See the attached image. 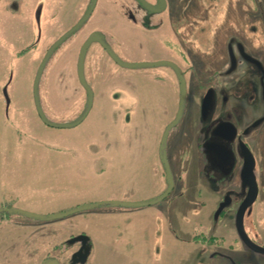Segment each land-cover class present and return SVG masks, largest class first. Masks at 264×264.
Returning <instances> with one entry per match:
<instances>
[{
	"label": "rangeland",
	"instance_id": "374dc122",
	"mask_svg": "<svg viewBox=\"0 0 264 264\" xmlns=\"http://www.w3.org/2000/svg\"><path fill=\"white\" fill-rule=\"evenodd\" d=\"M127 1L97 0L83 27L51 52L38 83L48 119L73 121L86 107L75 61L93 91L86 117L58 128L46 125L35 107V73L47 48L87 13L92 0H0V207L23 211L10 213V221L0 213V236L9 234V240H0V254L11 253L0 255L1 264H39L48 255L70 264L77 245L69 239L81 233L90 240L88 257L78 264H231L227 255L249 264L254 258L233 237L234 202L215 215L221 175L202 159L208 135L203 117L193 119L201 94L190 88L184 49L190 46L216 62L227 43L236 47L243 41L255 62L238 55L235 69H228L231 58V66L225 62L197 77L202 86L214 85L208 117L221 112L235 120V111L243 115L252 109L251 100L261 115L264 101L256 84L264 78V0H168L179 14L177 28L198 23L175 40L167 12L166 25L155 31L127 26L117 15L119 7L126 11ZM98 30L110 32L122 61L140 65L115 62L94 41L80 58L82 41ZM159 61L179 64L185 80L184 115L163 148L161 133L177 111L183 83L167 65L144 64ZM239 78L244 85L236 88ZM250 113L246 117L256 115ZM238 120L242 127L247 122L244 116ZM251 132L264 135V123ZM170 142L178 150L175 164ZM163 150L173 173L170 193L145 206L123 204L153 201L167 189ZM95 203L102 205L45 218ZM247 222L246 217L248 228ZM256 236L264 244V235Z\"/></svg>",
	"mask_w": 264,
	"mask_h": 264
},
{
	"label": "flooded vegetation",
	"instance_id": "af4514ba",
	"mask_svg": "<svg viewBox=\"0 0 264 264\" xmlns=\"http://www.w3.org/2000/svg\"><path fill=\"white\" fill-rule=\"evenodd\" d=\"M157 4H158V0H129L125 3L126 11H124L122 8L119 7L120 10L117 12V15L120 17V20L125 21L127 26H131L132 28L140 29L141 31H144V32H149V31H153V30L155 31L156 29L160 28V26L166 25L163 22L164 20L162 19V16H163L164 12H167L166 13L168 16L167 17V21H168L167 25L170 27V31H171L172 36H174V40H175V38H177L179 36L178 32H189L192 30L193 27L197 26L198 23L192 24V23L188 22L186 24L180 23L181 28L180 29L177 28L178 25L176 23V20L178 18H176V17L179 16V14L177 13V11L175 9L169 7L168 0H165V6L161 10L154 8ZM81 18H79L78 21H76V23H74L70 27V29L72 27H74L80 21ZM86 20H87V18L80 24V26L74 32L70 33L67 37L74 34L79 28H82L83 24L86 22ZM201 21H203V20H201ZM197 22H198V20H197ZM70 29H68L67 31H69ZM101 31H103V30H101ZM101 31H99V30L98 31H92V32L100 33L101 38H102L101 39L102 42L98 41V40H95L94 42H96L99 45L98 47H101V49H103V51H105V53H107V55L109 57H111V59H113V57L110 55V53L107 50V48H108L113 53H115L111 43L109 42L112 39L111 34L109 31H104L106 34L101 32ZM92 32H89L88 35L85 37V39L82 41L81 48L83 47V44L85 43L86 39L88 38V36ZM64 34H62V35H64ZM58 39H56L53 43H55ZM64 40H62V41H64ZM179 41L182 42L181 40H179ZM242 42H239V45H237L236 47L233 46L232 43H227L226 47L224 48L225 50L223 52V55L220 54L219 59L217 58L216 62L208 60L207 54H204L207 57V59H205L206 57L201 55L200 51H195L192 49V47L188 46L187 48L184 49V52L187 53V56L185 55V59L187 60L186 61L187 64L185 63V65H188L187 67H189L191 70V72L189 70L188 73L191 74V75H189V78H191V81H192L191 87H190L192 92L193 91L194 92L200 91V94H201V99L198 103L197 108H195L193 119L196 120V123H197L198 119L203 117V121L205 122V130H206L207 135H208L204 144L201 145V148H202L201 152H202V155L204 156L202 159L205 161V163H208L210 165L209 166L210 168H213L217 173H219L221 175V177L217 178V184H218L217 192L219 194V197H218V203H217L215 215L217 217H219V215H221L228 206H232V203L234 202V213H233L234 226H233V233H232L233 237H235L236 241H239L245 248H247L248 250L251 251V254L254 255L253 260H251V262L249 264H264V253H258V252H255V251L249 249L242 242L240 235L238 234L237 228H236V218H237V213H238L239 207H240L241 203L244 201V199L246 198L249 190L253 186L252 176L250 175V173H248V170L244 169V164H245V159H246V157L244 156V153H245V150H247L253 159V164L251 166V170H252V174H253L255 185H256V196H255L254 200L244 209V212L242 215L243 228H244L246 235L249 237L250 240H252L254 243H256L258 245L264 246V244H260L257 241V236H256L257 234H259L261 236L264 235V231H262L264 229L261 230L257 224L258 222L261 224H264V139H261L262 136H264V135L259 136L256 133L251 132L252 128H254L255 126H259L262 123H264V113H261V115H258L256 113L257 107L255 108V105L253 104V101L251 100L249 105H251L252 109L249 110L248 113L244 112L243 115H241V113H239V111H235V120L233 118L229 119L226 116L223 117L221 112H218L217 114H215L212 117H208L210 115L209 113H212L213 112L212 110L214 108V95H215L214 85L210 84L209 82H205V86H202L201 84H199L200 83L199 78L197 77L198 75L212 74V71L218 69L219 67L222 68L223 65L225 64V62H229V66H231L230 65L231 64L230 63L231 58L234 61H232L231 68H228V69H235L237 66V62H236L235 58H236V56L238 57V55L241 58L243 57V59H245L246 61L255 62L256 60L251 61L250 59L245 58L244 54L248 55L250 57L252 56V58L254 57V59H258L257 57H255V55L248 52V49L243 46ZM90 43H92V41ZM50 47L51 46H49L47 48L46 53ZM168 47L170 50H172L171 45ZM159 62H162V61H159ZM169 63H171V62H169ZM172 64H175L178 67V69L174 68L172 65H169V64H162V65H167V66L171 67L174 71H176L179 74V77H180V75H182V77H183L184 74H183L179 64H176L175 62H172ZM75 75H77V77L79 75V70L77 67V61H75ZM183 80H184V77H183ZM208 80L210 81L211 78L208 77ZM78 81H79V79H78ZM180 82H181V77H180ZM243 82H244V80L241 81V79L239 78L238 82L236 84V88L238 86H240L241 84H243ZM79 83H80V81H79ZM184 85H185V80H184ZM256 85H257V88L260 92L259 94H260L261 100L264 101V78L259 79V82ZM249 86H250V83H249ZM233 88H234V86H233ZM195 93H198V92H195ZM85 96H86V91H85ZM206 96H209L210 100H209V103L206 105L205 110L203 111L202 103H203V100ZM225 101H228L227 98ZM179 103H180V101H179ZM231 106L232 105H230V107ZM178 107H179V105H178ZM177 111H178V108H177ZM177 111L174 113L173 117L170 118L166 122L165 127L162 130L161 137H160L161 148H163V146H164V143H165V140L167 138L169 130L174 125L168 129L167 134L164 138V141L162 142V137H163L164 131H165L166 127L175 119V117L177 115ZM223 111L224 110H222V112ZM250 112L256 113V115L246 117V115L251 114ZM262 112H264V111H262ZM226 113H228V112H226ZM183 115H184V104H183V110H182L181 116H180V118L176 124L179 123V121L182 119ZM243 116H244V120L247 122L242 127L239 125L240 121L238 120V118L242 119ZM77 117L74 118L73 120L77 119ZM196 139L197 138H195V140ZM190 140H192V139H190ZM196 145L198 146V142L196 143ZM171 146H172V142H170V148H169L170 153H172V151L175 150V149H173L174 147H171ZM177 151L178 150L174 151L172 158H171L173 160L174 164L176 163V161H178V155H177L178 152ZM166 154L167 153L163 150L162 163H163L165 178H166V174H165L164 160H166V162L169 166V169L172 173L171 166H170V163H169V160H168V157ZM249 160H250V157H249ZM172 179H173V173H172ZM225 179H226V181H225ZM167 186H168V184H167ZM173 186H174V181H173ZM0 208L3 209L2 207H0ZM9 209H11V208H9ZM7 210L8 209H3L1 212H3V211L7 212ZM246 217L250 221L249 223L247 222L249 224L248 228L246 227V224H245ZM250 227H251V230L249 229ZM261 228H264V226H262ZM212 238L214 239L213 236H211V239ZM208 239H210V238H208ZM73 244L74 245L76 244L77 248L70 255V259H69L70 264L72 261V255L76 251H78L79 248L81 247L80 242H75ZM229 245H231V244H229ZM62 254H63V251L60 254V256H62ZM226 258L228 259V261L231 264H238V262H236V260L232 256L227 255ZM49 259H56L58 264H62V261H63V260H61V257L60 258L59 257L53 258V257H49V255H48V256H45L44 258H42L40 260L39 264H42L43 262H46ZM76 264H78V263H76Z\"/></svg>",
	"mask_w": 264,
	"mask_h": 264
},
{
	"label": "water",
	"instance_id": "95a60500",
	"mask_svg": "<svg viewBox=\"0 0 264 264\" xmlns=\"http://www.w3.org/2000/svg\"><path fill=\"white\" fill-rule=\"evenodd\" d=\"M96 3V0H92L91 5L87 11V13L85 15L82 16V18L80 19V21L74 26L72 27L69 31H67L64 35H62L55 43H53L51 45V47L49 48V50L47 51V53L45 54L44 58L42 59V61L39 64V67L37 69V72L35 74L34 77V81H33V100H34V104L35 107L38 111V114L41 118V120L48 126H52V127H70V126H75L78 123H80L88 114L91 105H92V99H93V92L91 87L85 82V80L83 79L80 71H79V75H78V79L81 83V85L84 87L85 91H86V107L83 110V112L77 117V119L73 120V121H69V122H55L52 121L50 119H48V117L44 114L41 104H40V100H39V94H38V83H39V79L41 77V73L42 70L51 54V52L53 51V49L62 41L64 40L70 33L74 32L79 26L80 24L89 16V14L91 13L94 5ZM165 6V0H158V4L154 7L155 9L161 10L163 9ZM153 8V7H152ZM101 34L98 32H92L88 38L86 39L85 43L83 44V47L81 49L80 52V58L83 54V50L85 49V47L91 42V41H101ZM108 52L110 53V55L113 57V59L121 64L124 65L126 67H133V66H139L140 64H133V63H128V62H124L122 61L115 53H113L111 50H109L107 48ZM245 58L250 59L251 61H255L254 58L245 55ZM145 65H152V64H169L172 65L174 68L178 69V67L175 64L169 63L167 61H162V62H155V63H144ZM181 77V82L183 83V87H182V94L180 95V103H179V107H178V111H177V115L175 117V119L166 127L163 137H162V142L164 141V138L167 134V131L169 128H171L173 125H175L182 113L183 110V104H184V99H185V88H184V80L182 75H180ZM4 95L6 97V101L8 102V96L6 94V90L4 89ZM209 96H206L203 100L202 103V109L203 111L205 110L206 105L209 103ZM244 156L246 157L245 159V164H244V169L248 170V173H250V175L252 176L253 179V186L252 188L249 190L246 198L244 199V201L241 203L238 213H237V218H236V228H237V232L240 235V238L242 240V242L251 250L258 252V253H264V246L258 245L256 243H254L252 240L249 239V237L246 235L244 228H243V219H242V215L244 212V209L254 200L255 196H256V185H255V181H254V177L252 174V170H251V166L253 164V159L252 156L250 155V153L245 150ZM250 160H249V157ZM164 165H165V174H166V181H167V189L162 193L161 196H159L157 199L153 200V201H147V202H140V203H134V202H129V203H123V204H127V205H132V206H145V205H149L152 203H156L160 200H162L163 198L166 197V195L171 191L172 187H173V179H172V173L169 169V166L166 162V160H164ZM102 205V203H95V204H87L84 206H78L75 208H72L68 211L59 213V214H54V215H49L47 217H45L46 219H51V218H55V217H60V216H65L74 212H78V211H82V210H86L89 209L93 206H100ZM3 209L0 208V212ZM8 213L11 212H22V210L20 209H8L7 210ZM25 213V212H24ZM29 214V213H26ZM35 216V215H32ZM35 217H39V216H35ZM41 218H44L43 216H40ZM90 240V237L87 234L81 233L78 235H74L69 239L70 243H75V242H80L81 243V247L79 248L78 251H76L73 255H72V261L71 264H76V263H83L87 256H88V248H87V243ZM42 264H58V262L56 261V259H49L46 262H43Z\"/></svg>",
	"mask_w": 264,
	"mask_h": 264
},
{
	"label": "crops",
	"instance_id": "0c3cea01",
	"mask_svg": "<svg viewBox=\"0 0 264 264\" xmlns=\"http://www.w3.org/2000/svg\"><path fill=\"white\" fill-rule=\"evenodd\" d=\"M2 208L3 209H9L10 207L9 206H2ZM0 213H2L3 215L1 216V217H6V221H10L9 220V214L10 213H8V212H6V211H3V212H0ZM12 213V212H11ZM4 220V219H3ZM0 240H9V234H4V235H1L0 236ZM11 253H10V251H6V250H4L3 251V253H1L0 255L2 256H5V257H9V255H10ZM22 256H24V255H22ZM31 259V258H30ZM1 264V263H0Z\"/></svg>",
	"mask_w": 264,
	"mask_h": 264
},
{
	"label": "trees",
	"instance_id": "16d2710c",
	"mask_svg": "<svg viewBox=\"0 0 264 264\" xmlns=\"http://www.w3.org/2000/svg\"><path fill=\"white\" fill-rule=\"evenodd\" d=\"M27 50H29V47H28V48H26V49H24V52H25V51H27Z\"/></svg>",
	"mask_w": 264,
	"mask_h": 264
}]
</instances>
